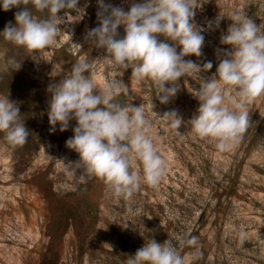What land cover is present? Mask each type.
Returning <instances> with one entry per match:
<instances>
[{
    "label": "rangeland",
    "instance_id": "1",
    "mask_svg": "<svg viewBox=\"0 0 264 264\" xmlns=\"http://www.w3.org/2000/svg\"><path fill=\"white\" fill-rule=\"evenodd\" d=\"M142 2L105 0L125 11ZM26 7L37 19L48 15L31 4ZM77 7L79 13L70 11L73 21L65 17L69 10L58 13L65 23L42 55H31L0 35V87L11 76L23 86L20 92L0 91V96L16 103L35 100L33 121L38 127V145L30 149L13 147L4 134L0 136V264H42L50 242L48 226L55 203L61 201L74 204L77 219L55 245L57 264H126L151 239L161 244L171 239L186 264H264V96L248 106L249 127L229 151H219L214 142L196 137L189 123L199 107L194 94L201 78L215 74L218 55L223 58V51L232 50L220 43L233 23L229 16L241 13L257 27L264 26V0H198L191 22L203 29L202 55L184 59L201 66L211 61L213 67L202 72L201 78L199 74L181 77L179 91L167 104L156 98L151 80L136 82L130 79L131 69L122 74L106 60L94 61L107 55L86 40L87 32L98 26L99 3L79 0ZM9 22L15 25V14L0 15V33ZM118 33L123 38V25ZM10 58L22 63L19 70L9 66ZM82 59L93 64L92 75L99 87L113 80L124 83L125 91L116 102L143 104L154 145L167 163L158 185L142 183L131 198L113 196L102 180L88 178L83 168L70 164L80 159L66 147L76 120L63 132L59 124L54 131L49 124V85L58 84ZM171 111L183 120L179 132L163 117ZM137 168L143 175L139 162ZM191 237L197 239L195 246L181 243Z\"/></svg>",
    "mask_w": 264,
    "mask_h": 264
},
{
    "label": "clouds",
    "instance_id": "2",
    "mask_svg": "<svg viewBox=\"0 0 264 264\" xmlns=\"http://www.w3.org/2000/svg\"><path fill=\"white\" fill-rule=\"evenodd\" d=\"M78 3L79 0H0L4 11L25 6L15 13V25L9 22L0 35L31 55L36 52L42 55L54 44L62 30L60 26L65 23L58 13L69 10L65 17L73 21L70 11L79 13ZM98 3V26L87 32L86 40L105 49L107 55L94 61L106 60L122 74L131 69L133 81L151 80L162 104L177 94L181 77L199 74L201 78L202 72L212 69L211 61L201 66L184 59L202 55L203 29L191 22L198 0H143L133 3L128 11L106 4L105 0ZM28 4L37 12L47 10V17L37 19L32 9L26 7ZM222 18L217 17V27ZM229 18L233 23L221 35L220 43L230 45L232 50L223 51V58L218 55L215 74L201 78L200 88L194 94L199 107L189 121L191 132L214 142L219 151H229L235 146L249 127L248 106L264 96V26L257 27L241 13ZM121 25L125 35L118 38ZM7 63L14 71L22 66L15 58ZM92 68L93 64L87 60H78L58 84L49 85V124L53 131L59 124L63 132L71 120H76L74 136L66 141V147L78 153L80 159L70 164L75 169L83 168L88 178L102 180L113 196L128 199L142 183L158 185L167 171V163L154 145L151 121L143 104L137 107L116 102V97L125 91L124 83L113 80L101 88L93 78ZM86 72L90 75L86 76ZM97 89L99 94L94 95ZM163 117L177 131L183 123L176 111ZM0 132L13 147L23 146L29 136L19 105L10 101L9 96H0ZM138 162L143 175L137 168ZM181 243L195 246L197 239L191 237ZM126 264H186V258L171 239L162 244L151 239L134 256H129Z\"/></svg>",
    "mask_w": 264,
    "mask_h": 264
},
{
    "label": "trees",
    "instance_id": "3",
    "mask_svg": "<svg viewBox=\"0 0 264 264\" xmlns=\"http://www.w3.org/2000/svg\"><path fill=\"white\" fill-rule=\"evenodd\" d=\"M24 7V5H21L20 8H12L9 11H4L2 6H0V15L13 16L17 11L22 10ZM22 90L23 86L20 84L19 80L14 81L12 76L4 81L3 87H0V91L8 93L17 91L20 92ZM17 104L20 108L21 120L25 123V127L29 130L27 142L21 147L24 149H30L38 145L36 140V132L38 127L33 121L34 110L36 109V101L32 100L31 102H27L20 100L17 102ZM3 134V132H0V136ZM49 199L51 202H54V198L50 194ZM76 219L77 214L74 204L66 201L55 203V213L51 223L48 226L50 242L42 260V264L58 263V253L55 249V245L57 244L60 237L67 231L68 226L76 223Z\"/></svg>",
    "mask_w": 264,
    "mask_h": 264
}]
</instances>
